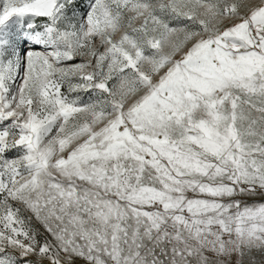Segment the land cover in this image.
I'll use <instances>...</instances> for the list:
<instances>
[{"label":"snow or ice","instance_id":"snow-or-ice-1","mask_svg":"<svg viewBox=\"0 0 264 264\" xmlns=\"http://www.w3.org/2000/svg\"><path fill=\"white\" fill-rule=\"evenodd\" d=\"M0 264H264V0H0Z\"/></svg>","mask_w":264,"mask_h":264}]
</instances>
